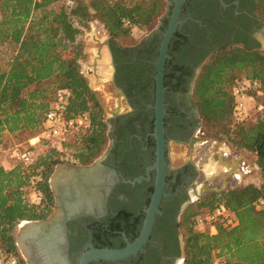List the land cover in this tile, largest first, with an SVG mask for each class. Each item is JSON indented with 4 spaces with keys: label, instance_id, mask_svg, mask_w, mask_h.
I'll return each mask as SVG.
<instances>
[{
    "label": "trees",
    "instance_id": "16d2710c",
    "mask_svg": "<svg viewBox=\"0 0 264 264\" xmlns=\"http://www.w3.org/2000/svg\"><path fill=\"white\" fill-rule=\"evenodd\" d=\"M164 1L0 0V41L12 45L8 58L0 59V144L6 134L40 133L57 88L70 93V116L88 120L86 129L33 164L20 161L9 170L0 166V256L13 254L23 261L13 232L23 221L44 220L52 213L55 198L49 180L55 167L62 163L89 165L106 148L107 122L96 92L81 71L84 53L77 42L81 29L75 22L85 26L99 21L116 38L133 25L151 28L164 13ZM258 12L264 21V0H259ZM125 18L130 26H124ZM236 71L245 72L237 79L259 82L262 95L253 92L259 101L253 112L260 110L264 106V54L238 46L223 47L210 56L195 80L194 100L201 119L213 131L236 149L257 155L264 180V114L243 123L234 119V98L227 87L232 88L237 80L228 81ZM36 146L28 145L25 150L32 149L35 155ZM64 146L74 147L71 160L64 158ZM36 196L41 197L38 203ZM261 198L264 182L259 187L249 184L213 194L195 212L189 207L184 222V264H211L215 257L225 258L226 264H264V209L255 207ZM220 205L237 215L239 225L227 229L218 223L216 234L196 230L195 217Z\"/></svg>",
    "mask_w": 264,
    "mask_h": 264
},
{
    "label": "flooded vegetation",
    "instance_id": "af4514ba",
    "mask_svg": "<svg viewBox=\"0 0 264 264\" xmlns=\"http://www.w3.org/2000/svg\"><path fill=\"white\" fill-rule=\"evenodd\" d=\"M258 2L186 0L183 4L179 16L181 24L171 40L165 63V177L151 231L129 257L92 264H184L186 244L182 225L191 204L237 188L234 185L238 184V179H227L224 185L218 172L224 171V167L235 171L226 166L224 146L213 138L201 136L204 133L194 100V86L205 61L221 48L238 46L248 51L261 50L264 21L258 12ZM172 9L173 2L169 0V8L159 26L134 45H121L113 39L103 43L101 47H107L108 65L101 51L92 58V68L101 73L98 83L113 96L112 110L106 118L107 148L100 164L90 169V172L100 170L105 188L100 189L99 206L67 214L69 219L63 222L64 226L56 228V234L63 236L59 248L65 264H79L81 255L91 248L124 249L142 235L159 177L155 136L156 61ZM105 69L107 77L104 79ZM213 165L218 176L211 182L204 175V169ZM251 172L246 166L245 174ZM204 184L211 188L216 184L223 190L205 191L202 198L194 200ZM79 185L75 178L67 182L69 200L89 197L87 192L77 193ZM55 209L56 199L52 213Z\"/></svg>",
    "mask_w": 264,
    "mask_h": 264
},
{
    "label": "rangeland",
    "instance_id": "374dc122",
    "mask_svg": "<svg viewBox=\"0 0 264 264\" xmlns=\"http://www.w3.org/2000/svg\"><path fill=\"white\" fill-rule=\"evenodd\" d=\"M80 1H83V0H80ZM111 1L115 2V1H121V0H111ZM123 1H126L129 4H132V2L136 1V0H123ZM164 2H165L164 13L157 19V21L153 24V26L151 28L141 29V28H138L136 25H133L130 29H127L128 32L126 34L121 35V36L116 37V38H113L109 34L108 30L105 28V25L99 21H96V20L91 21L85 26L80 24L78 21L75 22V25L81 29V33L78 35L77 42L82 45V49H83V53H84V56H83L82 60L80 61L81 71L84 74V76L86 77V79L88 80L90 87L97 94V97L100 101V104H101L103 112H104L105 121H106V118L110 115V112L112 110V104H113V98L112 97L113 96L108 91H106L104 86H102L100 83H98L97 80L101 79V73H99L97 70H94L92 68L93 67L91 65L92 58L94 57L95 54L96 55L99 54L100 51H101V56L104 59L106 57H108L107 47L104 46L102 48L101 45L103 43L105 44V42H107L109 39H113L114 41L120 43L121 45H134L137 42L141 41L143 38L147 37L157 26H159L161 19L167 13V9L169 8V0H165ZM67 4H68V2H67ZM1 17L2 16L0 14V19H1ZM261 42H262V48L259 52L264 54V38L261 39ZM11 51H12V45H10L9 43H7L4 40L0 41V59H2V58L7 59L9 54L11 53ZM209 58L205 61V63L209 60ZM97 60H100V58L98 57ZM97 63L99 65L100 61H97ZM204 64H203V66H204ZM105 65H108V59H105ZM96 66H97V64H96ZM200 72H201V70H200ZM102 73H103V78L105 79L107 77V69L103 70ZM199 73H198V75H199ZM244 76H245L244 71H240V72L236 71V72H233L228 77V81L231 82L234 79L242 78ZM52 89L54 90V87H52ZM230 89L231 88L229 85L227 87V91H230ZM254 113H255V111L252 114H254ZM200 119H201V117H200ZM201 124H202V132L204 133L203 135L201 134L202 137L213 138L221 146H224L226 144L234 152H236V151L241 152L242 151V150L236 149L225 137H223L222 135H219L218 133L213 131V129H211L206 124L205 120L203 121L201 119ZM38 133L39 132H36L34 135H32L30 132L22 131V132H16L13 134H6L5 136H3L2 137V143L0 144V166L9 170V169L13 168L14 166L20 164V159H18L14 156V151L17 149L19 151H24L25 148L28 147V145H30L29 141L32 138H34ZM107 144H108V141H107ZM107 144H106V148H107ZM35 145H37V146H36V150H35L34 161L36 158L38 159L40 156L46 154L51 149L55 148L49 143H48V145H46L47 147H45L43 145V143H36ZM106 148H105V150H106ZM64 151H65V154H63L64 158L71 160L73 158L72 154L74 151V147L73 146H64ZM104 152L100 155V157L104 154ZM234 152H233V154H234ZM100 157H98V158H100ZM196 159L197 158H195V161H197ZM62 164H69V163H62ZM58 165H60V164H58ZM208 168L204 169V173H206L204 175L205 176L207 175L206 178L209 177L208 175H210V172H212V174H213L215 171H217V170L214 171L213 167L209 168V169ZM211 170H213V171H211ZM54 171H55V169H54ZM54 171H53V173H54ZM242 178H243V176H242ZM242 178H239L238 179L239 181H237L238 184L234 185L235 188L237 187L236 189H239L241 186L244 187L247 183H249L248 181H246L244 183ZM212 180H211V182H212ZM213 187H215V189H220V188L216 187V184H214ZM217 194H219V193H217ZM202 201L203 200L197 202L195 200V202L193 204H191L190 208L192 209L193 212L198 210V204ZM21 223L17 225V227L15 228V230L13 232L15 239H16L15 242H17V235H18L19 231L21 230V225H22ZM182 228H183L182 232H183V235L185 238L186 230H185L184 223L182 225ZM16 246H17V244H16ZM17 248H18L19 253L23 256L21 249L18 246H17Z\"/></svg>",
    "mask_w": 264,
    "mask_h": 264
},
{
    "label": "water",
    "instance_id": "95a60500",
    "mask_svg": "<svg viewBox=\"0 0 264 264\" xmlns=\"http://www.w3.org/2000/svg\"><path fill=\"white\" fill-rule=\"evenodd\" d=\"M173 2V9L171 12V17L168 23V27L165 30L160 46H159V54L158 58L156 61V127H155V136L157 139V167L159 170V177H158V183H157V188L155 191V195L153 197L152 203L150 205V209L148 211V217L142 232L141 237L133 244H129L126 248L124 249H111V248H103V249H95L91 248L90 250H87L84 252L80 259H79V264H92L93 262H98L101 260H106V261H117L124 259L126 257H129L133 253H135L142 243L147 239L152 225L154 221V216L155 212L157 211V206L160 202L161 195H162V188L164 184V177H165V161H164V137H163V115H164V73H165V63L166 60L169 58V45L171 43V40L175 34V31L177 29V26L181 24V21L179 20L181 8L183 4L186 2V0H171ZM113 115H116V113H113ZM104 156L96 159L93 164L89 166H76L72 164H60L57 165L55 168L54 173L52 174L49 184L51 187V190L55 196L56 199V209L54 213H52L47 219L44 220H37V221H23L21 224V230L19 231L17 235V246L21 249L23 257L26 259L28 264H39L37 263L33 258L32 255L29 252H26L24 250L23 245L21 244V232L29 227H40L42 228V237L43 236H55L57 235L56 233V228L59 229L60 226H64L63 222L65 220L69 219V216H67L66 213H62L60 215V208L62 204L64 203L65 197L61 195L60 190H57L54 186V181L62 173H65L66 175L68 173H89L90 169L92 170L94 165L100 164V161L103 159ZM214 164V163H213ZM228 164V163H227ZM226 165L228 168L233 167L236 169V167L239 166V164L235 165L232 164ZM212 168V167H210ZM214 171L216 170V167L213 165ZM213 171V170H211ZM220 172V176L222 177L224 181V185H227V177L231 176L234 172L233 169L231 171H218ZM216 176H218L217 172H210L209 179L212 180ZM105 185L102 183V187ZM223 189H215L209 187V184H204L201 188V193L199 195H196V197H193L195 200L196 198H202L203 194L205 191H221ZM59 221V224L54 226L53 228L50 229L53 223L56 221ZM54 231V232H53ZM48 232V233H47ZM49 233H53V235H49ZM55 233V234H54ZM63 237V236H62ZM64 241V240H63Z\"/></svg>",
    "mask_w": 264,
    "mask_h": 264
},
{
    "label": "built area",
    "instance_id": "2783aa9c",
    "mask_svg": "<svg viewBox=\"0 0 264 264\" xmlns=\"http://www.w3.org/2000/svg\"><path fill=\"white\" fill-rule=\"evenodd\" d=\"M124 26H130L129 19H123ZM253 92L256 95H262L260 84L252 79H237L231 88V93L234 98L233 114L234 119L243 123L252 117L253 110L256 106L251 107L250 103L255 101ZM70 93L63 88H57L54 93V100L50 109L45 113L41 132L32 138L30 146H35L36 143L44 141L51 144L55 148H60L62 143L69 136L84 130L88 127V120L84 116H70ZM14 156L25 165L34 163V153L32 149L14 151ZM35 202H40L41 197L36 196ZM256 209H264V198L259 199L255 203ZM221 223L227 229L235 228L239 225L237 215L228 210L225 206L220 205L211 211H205L195 217V229L198 231H209L210 234H216L217 224ZM21 261L13 254L0 256V264H28L26 259L21 255ZM211 264H226L223 257H215Z\"/></svg>",
    "mask_w": 264,
    "mask_h": 264
},
{
    "label": "bare ground",
    "instance_id": "6f19581e",
    "mask_svg": "<svg viewBox=\"0 0 264 264\" xmlns=\"http://www.w3.org/2000/svg\"><path fill=\"white\" fill-rule=\"evenodd\" d=\"M95 171L96 172L93 171L89 173L79 174L70 172L67 175L65 173H62L60 177H58L56 181H54L55 188L57 190H60L61 195L65 197L64 203L60 208V215L62 213L74 215V213L80 212L83 208H85V210H93L97 207L98 203L100 204V202H98V199L102 194L100 189L102 188V182L104 179L102 177V174L99 172L100 170ZM70 178H75L76 180H78L80 188L77 189V193L84 194L87 192L89 194V197L87 199H74L72 201L68 199L70 197V190L68 191L67 189V182L70 180ZM57 224H59L58 220L52 224L50 229ZM41 232L42 228L40 227H29L21 232V244L23 245L24 250H26V252H29L32 255V258L39 264H65L62 253L60 252L61 248H59L62 244L61 242L63 241L62 235L42 237Z\"/></svg>",
    "mask_w": 264,
    "mask_h": 264
},
{
    "label": "crops",
    "instance_id": "0c3cea01",
    "mask_svg": "<svg viewBox=\"0 0 264 264\" xmlns=\"http://www.w3.org/2000/svg\"><path fill=\"white\" fill-rule=\"evenodd\" d=\"M261 96V95H260ZM259 101L255 100L254 102H251V106L254 107L258 105ZM255 107V108H256ZM264 114V106L260 109V110H255V113L252 114V118L251 120L255 119L258 115L260 114ZM231 150V148L229 146H227L226 144L224 145V153H226V157L227 159H224L228 164H230L231 162H235V165L239 164L238 167H236L237 170H235V175H231L229 177H227V179L229 180L231 179H239L242 178L243 176V181L244 183L246 181H248L249 183H247L246 185L252 184L254 186H261V184L264 182L263 180V176L261 173V170L259 168V166L257 165V160L258 157L255 153L253 152H247V151H241V152H234ZM234 155V156H233ZM246 166H249L250 169L252 170V172L250 174H245V169ZM243 168V169H242ZM224 172H226V167L223 168ZM245 185V186H246ZM242 187V186H241ZM240 187V188H241Z\"/></svg>",
    "mask_w": 264,
    "mask_h": 264
}]
</instances>
